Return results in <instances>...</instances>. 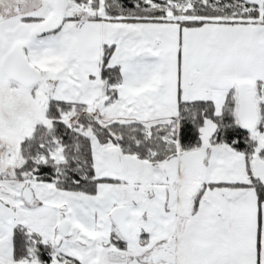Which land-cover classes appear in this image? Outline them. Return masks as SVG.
<instances>
[{
    "label": "snow or ice",
    "instance_id": "1",
    "mask_svg": "<svg viewBox=\"0 0 264 264\" xmlns=\"http://www.w3.org/2000/svg\"><path fill=\"white\" fill-rule=\"evenodd\" d=\"M0 264H264V0H0Z\"/></svg>",
    "mask_w": 264,
    "mask_h": 264
}]
</instances>
